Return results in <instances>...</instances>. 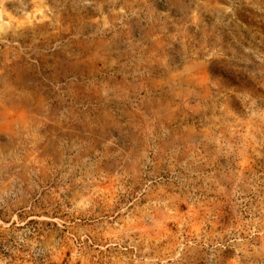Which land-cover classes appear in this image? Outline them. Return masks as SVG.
Returning <instances> with one entry per match:
<instances>
[{"label":"rangeland","instance_id":"1","mask_svg":"<svg viewBox=\"0 0 264 264\" xmlns=\"http://www.w3.org/2000/svg\"><path fill=\"white\" fill-rule=\"evenodd\" d=\"M0 264H264V0H0Z\"/></svg>","mask_w":264,"mask_h":264}]
</instances>
